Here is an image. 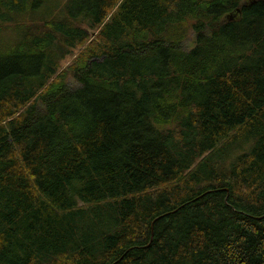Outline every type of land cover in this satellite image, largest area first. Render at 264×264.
<instances>
[{
  "label": "trees",
  "instance_id": "obj_1",
  "mask_svg": "<svg viewBox=\"0 0 264 264\" xmlns=\"http://www.w3.org/2000/svg\"><path fill=\"white\" fill-rule=\"evenodd\" d=\"M8 30L0 264H264V0H0Z\"/></svg>",
  "mask_w": 264,
  "mask_h": 264
},
{
  "label": "rangeland",
  "instance_id": "obj_2",
  "mask_svg": "<svg viewBox=\"0 0 264 264\" xmlns=\"http://www.w3.org/2000/svg\"><path fill=\"white\" fill-rule=\"evenodd\" d=\"M52 9V7L51 6H49L48 7V10H51ZM8 27H13V24L12 23H9V25H8ZM193 34L191 33V36H190V39H189V43H187V45H185V48L186 49H191V48H193L194 46H195V36H192ZM0 37L1 38H12V39H16V37H17V32H13L12 30H8L7 32H5V33H1L0 34ZM69 60H67L66 62H68ZM65 62V65L64 66H67L66 63Z\"/></svg>",
  "mask_w": 264,
  "mask_h": 264
}]
</instances>
